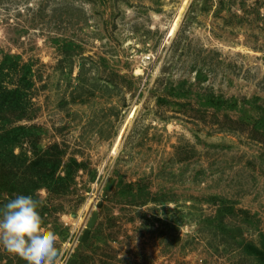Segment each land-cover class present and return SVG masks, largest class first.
Returning <instances> with one entry per match:
<instances>
[{
  "label": "rangeland",
  "instance_id": "1",
  "mask_svg": "<svg viewBox=\"0 0 264 264\" xmlns=\"http://www.w3.org/2000/svg\"><path fill=\"white\" fill-rule=\"evenodd\" d=\"M16 195L57 264H264V0H0Z\"/></svg>",
  "mask_w": 264,
  "mask_h": 264
},
{
  "label": "clouds",
  "instance_id": "2",
  "mask_svg": "<svg viewBox=\"0 0 264 264\" xmlns=\"http://www.w3.org/2000/svg\"><path fill=\"white\" fill-rule=\"evenodd\" d=\"M39 201L16 195L0 207V245L26 264H57V235L42 226Z\"/></svg>",
  "mask_w": 264,
  "mask_h": 264
},
{
  "label": "water",
  "instance_id": "3",
  "mask_svg": "<svg viewBox=\"0 0 264 264\" xmlns=\"http://www.w3.org/2000/svg\"><path fill=\"white\" fill-rule=\"evenodd\" d=\"M88 234H89V231L88 230H86V231H84V233H83V235H82V241H85L86 240V238L88 237ZM69 264H74V262H70Z\"/></svg>",
  "mask_w": 264,
  "mask_h": 264
},
{
  "label": "bare ground",
  "instance_id": "4",
  "mask_svg": "<svg viewBox=\"0 0 264 264\" xmlns=\"http://www.w3.org/2000/svg\"><path fill=\"white\" fill-rule=\"evenodd\" d=\"M99 172H100V175H101V173H102V168L100 169ZM90 202H91L90 199H88V200H87V203L85 204V207H84L85 209H87L89 206H92V207H93V204H91ZM92 207H91V208H92ZM85 209H84V210H85Z\"/></svg>",
  "mask_w": 264,
  "mask_h": 264
}]
</instances>
